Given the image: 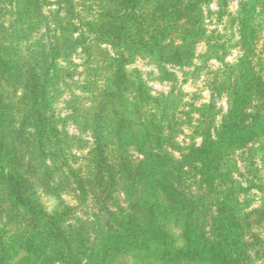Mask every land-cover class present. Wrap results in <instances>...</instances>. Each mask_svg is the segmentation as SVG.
<instances>
[{
	"label": "trees",
	"instance_id": "trees-1",
	"mask_svg": "<svg viewBox=\"0 0 264 264\" xmlns=\"http://www.w3.org/2000/svg\"><path fill=\"white\" fill-rule=\"evenodd\" d=\"M96 1L97 12L77 26L70 22L73 0H58L51 40L45 43L38 31L47 0H0V264L18 251L33 257L28 264H108L131 247L137 249L134 257L149 264H175L181 257L198 264H249L252 243L246 229L250 216L258 213L264 219V211L240 212L233 207L235 198L227 197L228 204L215 198L211 234H205L200 213L204 196L198 200L186 194L182 174L188 164L199 184L216 193L221 161L230 159L233 147L264 134V80L250 76L239 63L230 65L224 76L234 79L231 84L215 80L213 85L230 86L226 113L213 123L217 112L211 100L196 108L201 126L193 134L200 142L174 161L154 146L165 139L160 135L163 110L158 116L148 104L154 97L144 83L130 81L125 64L140 55L190 65L195 44L205 33L202 3L209 0ZM256 3L238 0L242 37L251 30ZM33 33L38 36L32 40ZM96 43L109 44L113 53ZM76 48L101 56L95 74L102 84L84 115L92 132L87 163L73 168L55 162L62 156L64 137L51 110L54 62L47 59L49 51L54 59ZM129 145L143 156L134 160ZM65 185L79 202L99 206L102 219L95 224L74 220L73 207L63 200L48 211L37 187ZM119 187L125 193L123 205L113 210ZM171 216L183 240L176 251L162 246Z\"/></svg>",
	"mask_w": 264,
	"mask_h": 264
},
{
	"label": "rangeland",
	"instance_id": "rangeland-1",
	"mask_svg": "<svg viewBox=\"0 0 264 264\" xmlns=\"http://www.w3.org/2000/svg\"><path fill=\"white\" fill-rule=\"evenodd\" d=\"M223 1L209 0L202 3L205 33L195 44V57L190 65L158 62L150 56L140 55L128 58L125 64L130 81L134 84L144 83L149 94L154 97L148 104L155 106L157 114L163 110L161 113H164L165 119L161 124L160 135L165 139L163 142H158L160 145L154 144V146L165 149L174 161H180L182 154L187 152L192 143L200 142V137L193 134L194 127L201 126L196 108L211 100L214 104L213 112H217L213 123L226 113L230 103L226 89L230 90V86L224 87L234 80L232 77L224 76L230 65L239 63L241 68L248 70L250 76L261 77L264 80V0H257L253 19L250 21L251 30L243 37L235 13L238 0H227L225 5ZM73 4L74 12L70 22L77 26L97 12L96 0H73ZM60 5L58 0H47V3L41 6L46 19L38 32L45 43L51 40V29L55 26L53 13L60 9ZM61 12L64 14L63 11ZM33 34L32 40L38 36V33ZM95 45L110 53L114 51L107 43ZM52 53V51L48 52L47 59L48 62L52 60L54 62L53 81L50 87L51 110L57 119L61 139L62 136L64 137L62 156L57 157L58 160L56 159L55 162L62 161L63 167L69 165L77 168L87 163L85 157L92 146L91 128L85 124L84 115L97 96L99 84H102L95 74V66L101 61V56L96 52L89 54L79 48L64 51L54 59ZM215 80L224 81L225 86L214 87ZM154 108L153 110H156ZM111 146L114 148L116 145ZM231 150L230 159L225 157L221 161V175L216 179L218 185L215 194L206 186L199 184L193 171H189L188 164L183 168L187 171L182 174L184 175L182 188L185 193L198 200L202 194L204 196L200 206L201 226L208 235L211 234L210 218L215 211V198L223 199L225 204L230 202L226 200L227 197L235 198L236 204L233 207L235 206L240 212L253 209L264 211V134L245 146H235ZM128 153L134 160L143 156L132 145H129ZM66 186L54 190H45L38 186L36 193L39 201L48 211H52L59 207L60 200H63L73 207L71 218L74 220L93 224L102 219L101 215H98L102 214L99 213V206L91 200L79 202ZM227 188L230 192H227ZM114 196L115 204L111 208L116 210L117 205H123L124 190L119 187L114 192ZM250 217L252 221L246 229L248 239L252 243L249 264H264V219L258 213ZM166 225L167 243L153 242V244H162L164 248L176 251L183 243L181 230L175 225L174 216L168 218ZM136 250L135 247H131L122 251L112 256L108 264H147V262L149 264V260L134 257ZM176 256V258L180 257ZM32 259L31 255L18 251L7 264H28ZM178 261L175 264H198L185 257H181ZM153 264H158V261L155 260Z\"/></svg>",
	"mask_w": 264,
	"mask_h": 264
}]
</instances>
